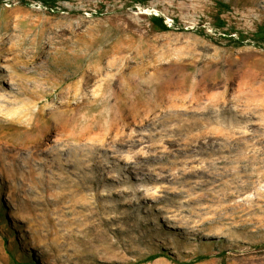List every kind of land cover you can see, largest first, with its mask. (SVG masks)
Here are the masks:
<instances>
[{
  "label": "rangeland",
  "instance_id": "obj_1",
  "mask_svg": "<svg viewBox=\"0 0 264 264\" xmlns=\"http://www.w3.org/2000/svg\"><path fill=\"white\" fill-rule=\"evenodd\" d=\"M56 1L0 0V264H264V0Z\"/></svg>",
  "mask_w": 264,
  "mask_h": 264
},
{
  "label": "trees",
  "instance_id": "obj_2",
  "mask_svg": "<svg viewBox=\"0 0 264 264\" xmlns=\"http://www.w3.org/2000/svg\"><path fill=\"white\" fill-rule=\"evenodd\" d=\"M24 4H28V0H20ZM42 4L45 7H48L51 10H54L56 8V0H40ZM132 2L136 3H144L142 0H130ZM217 7L219 8L220 12H224L229 9V5L223 3V2H217ZM216 26L218 28H224L226 26V22L220 18V15H217L216 18ZM151 27L153 28L154 31L156 32H170L172 30V27H170L166 22L165 19L161 16H151L149 18ZM232 34L229 33V31H224L222 33V38L225 40L233 41L236 43V47H242L246 44L247 40H252L253 44L256 46H264V24L260 25L257 27V29L249 34L242 33V32H237V37H232ZM166 256V255H153L147 259L148 262L153 261L159 257ZM168 258H171L169 255H167ZM209 257L208 256H200L198 257L195 261L191 263H186V264H195L204 260H207Z\"/></svg>",
  "mask_w": 264,
  "mask_h": 264
},
{
  "label": "bare ground",
  "instance_id": "obj_3",
  "mask_svg": "<svg viewBox=\"0 0 264 264\" xmlns=\"http://www.w3.org/2000/svg\"><path fill=\"white\" fill-rule=\"evenodd\" d=\"M209 236L216 237V238H219V237L223 238L224 237V235L220 231H216V232L210 234Z\"/></svg>",
  "mask_w": 264,
  "mask_h": 264
}]
</instances>
